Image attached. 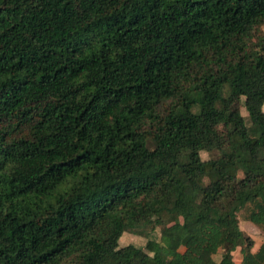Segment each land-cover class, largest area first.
<instances>
[{"label": "trees", "instance_id": "16d2710c", "mask_svg": "<svg viewBox=\"0 0 264 264\" xmlns=\"http://www.w3.org/2000/svg\"><path fill=\"white\" fill-rule=\"evenodd\" d=\"M263 107L264 0H0V264H264Z\"/></svg>", "mask_w": 264, "mask_h": 264}, {"label": "rangeland", "instance_id": "374dc122", "mask_svg": "<svg viewBox=\"0 0 264 264\" xmlns=\"http://www.w3.org/2000/svg\"><path fill=\"white\" fill-rule=\"evenodd\" d=\"M244 101H245V96L238 94L236 99H235V102L233 104V108L236 110H240L244 114V116H246V118L248 120L249 117H248L247 111L244 107ZM263 109H264V107H263ZM218 128H219L218 130L220 131V133H222L225 136L223 146L228 145L229 144V138H228L227 127L225 125H222V126H218ZM219 153L220 152L218 150H215L213 152H202V156L204 158L216 157L219 155ZM151 213H152V211H149L148 213L141 215L138 220L140 222L148 221ZM239 219H240V227L243 229V231L246 234L250 235L255 241V245H254L252 250H257L258 247L261 245V243L264 241V230L257 223H254L248 219H245V213L243 211L239 214ZM142 229H144V231L148 232V231H151L150 230L151 226H147L144 228L141 227V230ZM158 231H159V229L158 230L155 229L154 231H152L153 237H156V236H157V238L159 237ZM146 241H147L146 237H143L141 235H137L134 233H127L122 239V242H124V243L135 242L136 244H139V245H144L146 243ZM221 257H222L221 252L214 255V258L216 260H220ZM233 258H234V261L236 264L241 263L242 254L240 252V247H238L236 250L233 251Z\"/></svg>", "mask_w": 264, "mask_h": 264}]
</instances>
